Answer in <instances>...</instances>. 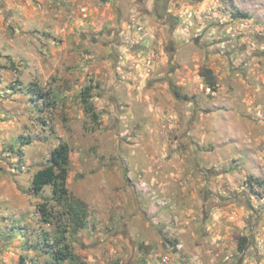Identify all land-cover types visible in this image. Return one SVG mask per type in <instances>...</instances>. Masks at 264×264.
<instances>
[{
	"label": "clouds",
	"instance_id": "obj_1",
	"mask_svg": "<svg viewBox=\"0 0 264 264\" xmlns=\"http://www.w3.org/2000/svg\"><path fill=\"white\" fill-rule=\"evenodd\" d=\"M0 264H264V0H0Z\"/></svg>",
	"mask_w": 264,
	"mask_h": 264
}]
</instances>
